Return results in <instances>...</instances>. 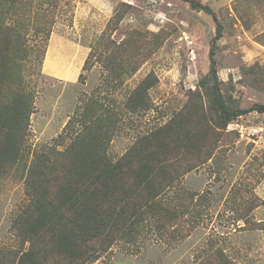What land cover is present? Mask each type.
Wrapping results in <instances>:
<instances>
[{
  "label": "rangeland",
  "instance_id": "374dc122",
  "mask_svg": "<svg viewBox=\"0 0 264 264\" xmlns=\"http://www.w3.org/2000/svg\"><path fill=\"white\" fill-rule=\"evenodd\" d=\"M196 1L24 4L20 17L52 25L49 35L31 26L25 37L34 111L26 156L0 177V248L20 246L13 224L29 203V169L42 151L100 134L116 162L136 143L153 148L158 136L187 171L148 204L133 201L144 206L137 225L88 264H264V112H242L223 126L199 86L213 51L227 104H264V0ZM142 82L151 84L145 106L133 109L129 97ZM173 133L179 147L169 142Z\"/></svg>",
  "mask_w": 264,
  "mask_h": 264
},
{
  "label": "trees",
  "instance_id": "16d2710c",
  "mask_svg": "<svg viewBox=\"0 0 264 264\" xmlns=\"http://www.w3.org/2000/svg\"><path fill=\"white\" fill-rule=\"evenodd\" d=\"M27 1L0 0V15L11 19L7 24L0 20V177L27 154L34 110L25 70L31 55L26 33L33 26L49 35L52 25L46 30V23L31 24L20 17ZM187 1L200 6L196 0ZM213 54L210 71L199 86L222 125L242 112H264V104L243 110L227 104ZM150 86L142 82L130 95L131 108L145 106L144 94ZM155 138L153 148L136 143L116 162L106 156L100 134L79 133L63 151L38 154L29 169V203L13 224L20 246L0 248V264H88L99 258L122 229L137 225L144 206L138 208L133 201L146 198L144 205L148 204L187 171L179 169V154ZM169 142L179 147L183 139L173 133Z\"/></svg>",
  "mask_w": 264,
  "mask_h": 264
}]
</instances>
